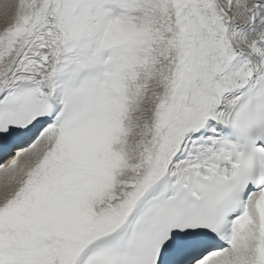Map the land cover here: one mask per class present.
Masks as SVG:
<instances>
[{"label": "snow or ice", "instance_id": "obj_1", "mask_svg": "<svg viewBox=\"0 0 264 264\" xmlns=\"http://www.w3.org/2000/svg\"><path fill=\"white\" fill-rule=\"evenodd\" d=\"M0 264H264V0H0Z\"/></svg>", "mask_w": 264, "mask_h": 264}]
</instances>
